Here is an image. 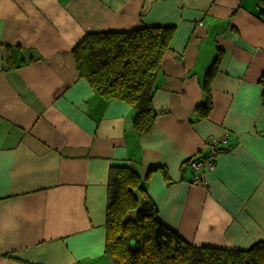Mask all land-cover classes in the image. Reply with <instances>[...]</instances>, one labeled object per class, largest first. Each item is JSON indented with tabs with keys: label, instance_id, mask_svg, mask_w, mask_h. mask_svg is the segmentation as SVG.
Here are the masks:
<instances>
[{
	"label": "crops",
	"instance_id": "crops-1",
	"mask_svg": "<svg viewBox=\"0 0 264 264\" xmlns=\"http://www.w3.org/2000/svg\"><path fill=\"white\" fill-rule=\"evenodd\" d=\"M174 26L143 137L134 109L80 77L88 33ZM213 104L201 118L204 82ZM264 17L260 0H0V264H114L109 170L133 167L158 218L196 245L264 240ZM226 137L208 186L189 162ZM163 167L167 176L160 170Z\"/></svg>",
	"mask_w": 264,
	"mask_h": 264
},
{
	"label": "trees",
	"instance_id": "trees-1",
	"mask_svg": "<svg viewBox=\"0 0 264 264\" xmlns=\"http://www.w3.org/2000/svg\"><path fill=\"white\" fill-rule=\"evenodd\" d=\"M260 7L264 17V0ZM174 32V26L157 25L88 33L73 49L80 77L107 100L119 99L134 109L133 128L140 137L152 131L159 115L153 100ZM219 61L203 84L205 98L197 110L201 118L212 109L211 81ZM156 169L167 176L166 168ZM106 226L105 254L114 264H264V240L246 249L186 241L159 220L158 207L131 166L110 167Z\"/></svg>",
	"mask_w": 264,
	"mask_h": 264
},
{
	"label": "built area",
	"instance_id": "built-area-1",
	"mask_svg": "<svg viewBox=\"0 0 264 264\" xmlns=\"http://www.w3.org/2000/svg\"><path fill=\"white\" fill-rule=\"evenodd\" d=\"M226 137L222 138H210L209 144L211 145V152L208 156H199L192 159L189 162V166L194 171V178L192 179V184L200 186H208V181L206 177V170L213 169L215 167L216 156L219 152L223 151L220 147L222 143L227 142Z\"/></svg>",
	"mask_w": 264,
	"mask_h": 264
}]
</instances>
